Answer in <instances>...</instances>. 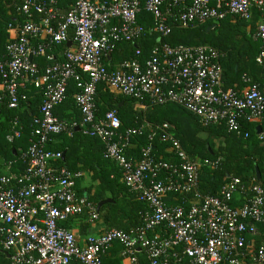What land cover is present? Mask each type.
<instances>
[{
    "label": "built area",
    "instance_id": "built-area-1",
    "mask_svg": "<svg viewBox=\"0 0 264 264\" xmlns=\"http://www.w3.org/2000/svg\"><path fill=\"white\" fill-rule=\"evenodd\" d=\"M9 6L18 16L7 22L0 17V32L7 34L0 57V103L19 110L27 101L26 86L42 95L29 146L19 157L24 170L0 174V249L10 264H103L114 244L130 264H138L141 250L150 264H179L184 258L189 264H264V188L255 179L230 178L217 195H203L201 170L220 168L221 157L192 159L167 123L142 120L121 132L116 113L98 116L95 105L97 87L105 84L142 109L173 104L204 128L223 125L237 138L248 139L243 126L263 119L264 77L258 83L243 75L242 88H226L225 57L206 44L171 46L159 39L143 61L140 48L134 58L113 65L110 55L121 43L166 37L171 26L189 28L227 17L249 22L256 13L251 37L260 45L255 61L264 69V0H72L63 16L57 0H10ZM141 11L153 17L152 28L137 23ZM62 44L70 45L59 62L54 50ZM39 58L49 62L43 69ZM70 82L78 89L80 118L68 123L54 110L66 99ZM21 130L13 120L6 141L19 139ZM72 130L100 141L102 159L120 169L128 193L146 205L141 227L99 231L83 243L64 227L81 217L90 224L99 220L95 205L78 193L83 171L58 166L63 152L50 149L55 136H71ZM146 130L149 144L138 156H127V150L136 148L131 140ZM258 137L264 139V133ZM154 138L163 151L155 149ZM6 166L10 171L11 164ZM238 193L242 204L232 207ZM175 195L184 202L167 204ZM251 238L260 241L254 250Z\"/></svg>",
    "mask_w": 264,
    "mask_h": 264
},
{
    "label": "trees",
    "instance_id": "trees-1",
    "mask_svg": "<svg viewBox=\"0 0 264 264\" xmlns=\"http://www.w3.org/2000/svg\"><path fill=\"white\" fill-rule=\"evenodd\" d=\"M98 1L109 2L111 0ZM140 1L143 3L145 0ZM5 2L3 0L0 2V17L4 22H7L9 17H17L18 15L12 7L10 8V0H5ZM71 2L72 0H57L61 16L67 13ZM252 20L245 22L237 18L227 17L218 22L210 21L189 28L171 26V32L166 37L146 36L134 43L119 44L110 55V61L113 65L134 58L136 48L141 49V60L143 61L149 57L151 48L158 43L159 39L161 43H167L171 46L206 44L216 48L222 56H227L222 60L225 87L242 88L244 86L242 83L243 75L249 76L258 83L262 82L264 77V69L259 67L255 61L259 54L260 45L251 37L257 26V14L254 24ZM137 23L144 28H152L154 25L153 17L144 11H141L137 16ZM69 37L73 39L72 34ZM6 41L7 34L4 31L0 32V57L5 51ZM67 48V44L55 47L54 51L58 52L57 61L63 60L62 54ZM36 61L42 69L49 64L45 58H39ZM109 70L112 71L113 66ZM262 91L264 94V88ZM25 93L27 101L21 103L19 110H9L5 103H0V161L11 164L12 173H19L25 168V164L21 162L19 157L29 146L32 120L39 115V107L42 101L41 92L33 86H26ZM77 93L76 84L70 82L66 99L54 110V114L59 119L68 123L79 121L80 113L75 104ZM132 104H135L133 100L112 91L105 84L97 87L95 105L98 116H103L108 111H114L121 122V132L135 128L142 120L151 125L167 123L192 159L222 158L220 168L216 170L202 168L199 183L201 194L217 195L221 187L230 178H238L244 183L249 179H255L256 183L264 188V139H258L256 134L257 127H260L264 133V115L259 125L246 124L243 126V129L249 134V138L244 140L227 132L223 125L202 127L196 117L173 104H146L139 113L134 111ZM15 119L22 126L21 135L13 143H8L6 136L11 128V122ZM55 139L56 143L51 145L50 149L63 152V158L58 161V166L70 170H82L84 173H88L95 184L92 189L79 188L78 193L80 195L90 193L88 196L90 201L104 200L107 202L102 205L99 213L110 226L109 228L129 230L130 228L141 227L142 217L147 207L144 203L139 202L135 196L128 193L122 183L120 169L115 164L102 159L103 146L100 141L97 138L84 136L77 130H72L71 136L61 134L55 136ZM213 140L219 141L218 147L215 148L212 144ZM131 142L136 145V148L135 150H127V156H138L140 150L149 144L148 131L146 130L133 138ZM152 144L156 150L163 151L164 145L160 144L157 138H154ZM107 192L111 194L110 198L105 197ZM237 195L233 199L232 207H238L242 204L243 195H240V200ZM183 202L184 200L179 195L172 196L166 201L169 205L182 204ZM71 226V222L64 224V227L69 229ZM257 243L258 247L260 241L258 240ZM112 248L118 249L120 254L121 247L119 245L114 244ZM142 252L141 250L137 253L140 264H150ZM106 255L103 257V264ZM0 264H10L9 257L2 252H0ZM179 264H189L188 259H182Z\"/></svg>",
    "mask_w": 264,
    "mask_h": 264
},
{
    "label": "crops",
    "instance_id": "crops-1",
    "mask_svg": "<svg viewBox=\"0 0 264 264\" xmlns=\"http://www.w3.org/2000/svg\"><path fill=\"white\" fill-rule=\"evenodd\" d=\"M255 17H256V14L253 13V18H254L252 20L253 24L256 21L255 20ZM225 58H227L226 55H225ZM261 133H262V131H261ZM256 134H257V132H256ZM258 139H259V137H258ZM5 167H6V169L3 172L0 171V174H8L9 172H11V168H10V171H9L8 168H7V166H5ZM83 174H84V176H83V179L79 182L78 189L79 188H85L84 185H85V182H86V173L83 172ZM83 195H86L87 198H88V195L86 193H84ZM240 195L242 196V194H238L237 195V197L239 198V200L241 199V196ZM97 198H99V197H97ZM103 201L104 200H102V201L100 200L99 202L91 201L95 205L96 210H97L98 213H99L100 208L102 207V205L100 207L98 205H99L100 202H103ZM106 203L107 202L103 203V205L106 204ZM71 225H72L70 227L71 230L75 233V235L77 236V238L80 239V241L82 243H83L84 239L88 235H90V234H96L99 231H104V230L110 229L109 228L110 226L103 219V217L100 215V213H99V220L97 222H95L94 224H90L87 217H81V218H77V219L71 221ZM258 240L259 239H255V238H251V239L248 240V244H249L250 249L254 250V247H257V244H258L257 241ZM138 252H140V251H138ZM142 253H144V252H142ZM137 262H138V264H140V258L138 256H137ZM104 264H130V262H129V260H127L125 258H122L120 256L118 249L112 248V249H110L108 251V254L104 258Z\"/></svg>",
    "mask_w": 264,
    "mask_h": 264
},
{
    "label": "rangeland",
    "instance_id": "rangeland-1",
    "mask_svg": "<svg viewBox=\"0 0 264 264\" xmlns=\"http://www.w3.org/2000/svg\"><path fill=\"white\" fill-rule=\"evenodd\" d=\"M132 108H134V111H136L137 113H139L141 110H142V108L139 106V105H137V104H132ZM212 144L215 146V148L216 147H218V145H219V141H217V140H213L212 141ZM6 165H5V163L4 162H2V161H0V171L1 172H3L5 169H6V167H5ZM95 184L92 182V179H91V177L88 175V173H86V182H85V188H89V189H92L93 188V186H94ZM88 196H90V193H88ZM110 196H111V194L109 193V192H107L106 194H105V197L106 198H110Z\"/></svg>",
    "mask_w": 264,
    "mask_h": 264
},
{
    "label": "water",
    "instance_id": "water-1",
    "mask_svg": "<svg viewBox=\"0 0 264 264\" xmlns=\"http://www.w3.org/2000/svg\"><path fill=\"white\" fill-rule=\"evenodd\" d=\"M67 45H70V44H67ZM256 132H257V135H260L261 134V128L260 127H257L256 128ZM256 173H257V175H259V173L256 171ZM103 203H105V201H103V202H100L99 203V207L101 206V205H103ZM1 252V251H0ZM3 253V252H2ZM3 254H6V253H3ZM7 256H8V254H6Z\"/></svg>",
    "mask_w": 264,
    "mask_h": 264
}]
</instances>
